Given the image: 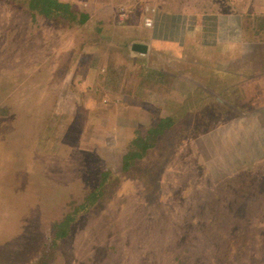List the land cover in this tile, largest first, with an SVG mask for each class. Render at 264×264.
<instances>
[{"label":"rangeland","instance_id":"rangeland-1","mask_svg":"<svg viewBox=\"0 0 264 264\" xmlns=\"http://www.w3.org/2000/svg\"><path fill=\"white\" fill-rule=\"evenodd\" d=\"M60 1L85 17L57 24L0 0V264H264V161L230 164L236 136L251 143L259 133L217 131L233 101L215 67L224 57L189 48L178 66L147 67L115 35L135 5ZM228 60L229 72L247 61ZM243 85L244 100L232 98L246 116L264 77ZM213 96L218 106L186 109L185 99ZM163 115L174 116L173 130L124 171L117 158ZM103 165L113 169L104 197L76 213L72 234L52 249L51 224L99 185Z\"/></svg>","mask_w":264,"mask_h":264},{"label":"crops","instance_id":"crops-1","mask_svg":"<svg viewBox=\"0 0 264 264\" xmlns=\"http://www.w3.org/2000/svg\"><path fill=\"white\" fill-rule=\"evenodd\" d=\"M116 1L123 2L124 7L135 5V9L127 8L129 12L124 19L127 22L117 25L115 32V35H118L119 30L123 35L126 41L122 50L128 52L135 61L145 59L143 63H148L147 67H156L155 63H161L165 59L168 61L166 63L178 66L182 56H189L186 55L189 48H192L193 52H204L202 49L207 46H212L211 51L224 57L222 60L225 64L217 63L215 67L220 69L219 77L223 83L221 92L233 101H228L231 109L227 111V127H220L217 131L243 132L250 128L259 133L257 139L251 143H245V140L242 143L236 136V146L230 153L233 157L230 164H235V167L232 166L233 170L264 161V103L261 102L264 100V88L257 90L259 95L254 100L259 99L260 103L250 111V115L242 114L243 109L238 105L240 100H244V93L251 91L244 87V79L258 81L264 77V0ZM146 15L152 16L153 24L150 27L144 25L143 17ZM139 26L146 32H137L129 37L124 35ZM244 55L247 61L241 64V68L237 67L229 72L231 63H226L228 59ZM206 58H209V55L203 56L204 60H208ZM245 63H250L251 68L247 74ZM190 65L203 68L196 60ZM168 67L169 64L163 67L164 72L170 74ZM211 68L214 69V65ZM200 81L208 83L206 76L201 77ZM236 94L242 95L239 101L232 98ZM225 105L227 106V101ZM208 145L210 146L209 141Z\"/></svg>","mask_w":264,"mask_h":264},{"label":"trees","instance_id":"trees-1","mask_svg":"<svg viewBox=\"0 0 264 264\" xmlns=\"http://www.w3.org/2000/svg\"><path fill=\"white\" fill-rule=\"evenodd\" d=\"M15 2H16L15 4H19L21 8L27 9L28 11L31 10L34 16L37 14H42V15L44 14L46 18H48L49 20L56 21L57 24H59L61 21L66 23L73 22L78 24L81 21V19L85 17V14H83L82 12L75 9H71L72 8L71 5L65 1L15 0ZM56 5H58L59 9L56 8L54 9ZM128 57L131 60L133 59L132 56H130V54L128 55ZM69 93L71 94L73 93V91H69ZM186 100L191 102L186 109H188V107H193V105L201 106L203 108V106H205L202 105L203 101L207 102V100H212V102H214V105L218 106V100L214 96L211 98H192V99L188 98L185 99L184 103L186 102ZM184 103L182 105H184ZM211 112L215 113L213 111ZM192 113L193 112H191V115L193 117L192 120H195ZM172 115L176 116V114H172ZM181 115L185 116L187 114L183 112ZM174 116H169V115L159 116L157 117L155 125H152L151 127H149L144 131L140 130L137 134L134 135V137L131 139V142L127 146L128 148L127 147L125 148L126 151L121 157L122 162L120 161V159L117 158V162L121 163L124 171L128 170L129 168H132L137 162L141 161V159L146 157V154H148L149 151L158 144L160 140L158 137L162 133L166 132V130L170 132V130L173 127L172 125L175 124L173 123L175 122ZM165 134L167 135V133ZM95 154L97 155V159H98L99 158L98 153ZM93 168L96 170L98 169V167H93ZM100 168H99L100 170L98 169V174L100 179L99 185L88 194L85 200L80 204L79 207H77V209L74 210V212L69 211L68 213H65L63 215V218L56 219L51 224V228H52L51 231L53 232L52 244H51L52 249L53 248L55 249L57 247L56 244L59 239H68V237L72 234V231L74 229L73 226L76 224L75 223L73 225L74 221H76V216H75L76 213L79 214V212L81 211L83 213L87 212L93 203L97 202L99 198L104 197L103 194H104L105 184L107 183L111 184V181H113L112 179H109L110 174L113 172V169L110 165H103ZM34 264H44L43 258H40L39 262H36ZM46 264H50V263L46 262Z\"/></svg>","mask_w":264,"mask_h":264},{"label":"built area","instance_id":"built-area-1","mask_svg":"<svg viewBox=\"0 0 264 264\" xmlns=\"http://www.w3.org/2000/svg\"><path fill=\"white\" fill-rule=\"evenodd\" d=\"M152 24H153V19H151V18H147V19H145V21H144V25H145L146 27H150V26H152Z\"/></svg>","mask_w":264,"mask_h":264},{"label":"water","instance_id":"water-1","mask_svg":"<svg viewBox=\"0 0 264 264\" xmlns=\"http://www.w3.org/2000/svg\"><path fill=\"white\" fill-rule=\"evenodd\" d=\"M144 48H145V46H144Z\"/></svg>","mask_w":264,"mask_h":264}]
</instances>
